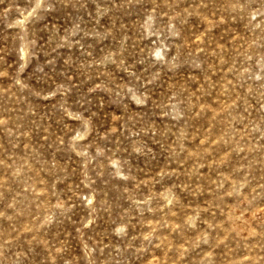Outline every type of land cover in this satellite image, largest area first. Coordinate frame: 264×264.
<instances>
[{
  "label": "rangeland",
  "instance_id": "374dc122",
  "mask_svg": "<svg viewBox=\"0 0 264 264\" xmlns=\"http://www.w3.org/2000/svg\"><path fill=\"white\" fill-rule=\"evenodd\" d=\"M0 264H264V0H0Z\"/></svg>",
  "mask_w": 264,
  "mask_h": 264
}]
</instances>
